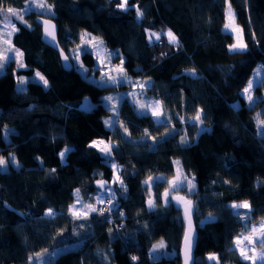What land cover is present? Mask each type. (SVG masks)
Returning <instances> with one entry per match:
<instances>
[{"label":"trees","instance_id":"16d2710c","mask_svg":"<svg viewBox=\"0 0 264 264\" xmlns=\"http://www.w3.org/2000/svg\"><path fill=\"white\" fill-rule=\"evenodd\" d=\"M0 2L5 8H22L27 0ZM45 2L54 15L35 8L24 23H16L19 30L12 42L22 51L26 67L12 62L0 75V156L9 161L0 166V264H27L30 256L45 251L58 252L49 264H181L182 205L166 204L162 198L177 168L196 186L192 193L169 196L192 201L194 264H214L207 259L210 254L220 264H250L233 241L242 232L248 234L237 211L241 216L250 212L255 224L264 219V129L257 121L258 114L264 120V87H255L252 107L241 94L254 67L264 68V0H230L244 30V52L229 51L235 39L224 31L225 0H128V11L118 7L120 0ZM132 5L139 6L143 18H137ZM46 17L58 27L70 71L41 41V19ZM169 29L179 46L168 43L164 32ZM148 30L159 32L160 41L150 44ZM83 32L98 35L119 51L132 81L149 82L143 94L160 101L164 116L172 118L169 127L158 125L150 113L139 115L128 95L137 88L125 85L117 116L128 132L119 125L107 128L109 111L102 100L115 87L89 82L73 63ZM81 54L91 71L94 55ZM38 70L47 78V88L30 81L26 90H16V75ZM192 70L195 76L189 74ZM83 97L94 103L91 110L80 108ZM201 109L204 122L193 126L192 117ZM8 126L13 130L6 140L3 130ZM201 128L207 131L201 133ZM98 139L113 146L117 170L98 148L90 147ZM65 147L69 151L62 161L59 153ZM116 175L124 187L114 182ZM150 176L153 185L148 189ZM99 181L115 192L111 205H118L123 215L89 212L87 220L75 219L70 207L76 190L81 200L94 202ZM150 198L154 208L148 206ZM244 201L250 209L231 207ZM49 208L54 217L45 216ZM109 216L110 223L105 219ZM161 241L164 246L157 248Z\"/></svg>","mask_w":264,"mask_h":264},{"label":"snow or ice","instance_id":"6c2138e0","mask_svg":"<svg viewBox=\"0 0 264 264\" xmlns=\"http://www.w3.org/2000/svg\"><path fill=\"white\" fill-rule=\"evenodd\" d=\"M227 4V9H226V15H225V23H224V30L228 32L229 34L234 35L235 42L229 46V51L231 52H244L247 50L248 45L244 42L243 39V32L244 30L236 24V19H235V13L232 10V5L230 0H225ZM37 7L43 8V4H38ZM118 7L123 9L124 11L129 10V5H128V0H120L118 3ZM132 7L136 8V13H137V18L141 19L144 16L143 11L140 10L138 5H132ZM31 11L30 8L25 7L23 9V13H27ZM0 13H6L10 14L11 17H15L18 21L24 23V15L21 14V12H18L17 9L13 7H7L5 8L0 2ZM4 20L6 21L5 27H10L11 32L8 33V36H11L12 33L18 31L19 29L16 27L14 23H12L11 19L9 18V15L4 16ZM45 24H48V21H44ZM45 32L48 36H51L52 40H55V35L52 32H48L47 29H45ZM164 35L168 39V43L174 46H179V40L176 37V35L169 29ZM148 41L150 44L153 43V38L155 39L156 42H159L161 39V34L160 33H155L151 32L148 33L147 35ZM253 38H255V33H253ZM82 44L78 47V50L73 53V57L75 60H79V55L81 53L91 55L93 52L95 53L96 59L100 62L101 65V71L103 74L99 77V85L101 87H108L109 85L112 86H120L124 83L129 84L133 88H139L141 89L142 93L146 94L147 88L151 87L149 82H140V81H131L128 79L126 75V71L124 69V60L119 51L115 53H109L107 49H103V55H102V50L101 46L103 45V41H97L96 37H91L90 34L88 33H83L81 34L80 37ZM3 42L5 44L9 45V48L6 49L4 52H0V69H3L5 66V63H12V62H18L20 68L26 67L24 63L21 61V57L23 56V53L20 52L18 49H14L11 46V41L9 39H4ZM91 49V51H89ZM11 51L14 53V55H7L5 52ZM113 57H116L119 59V64L116 66H111L110 61ZM107 59L109 61V67L107 71L103 70V65H104V60ZM64 60H68V56H64ZM68 67H71L72 65H67ZM79 67L84 71L87 72L88 69H86L81 62L79 64ZM264 71V68L258 69L257 72L254 74V79H249L247 82V86L243 88L242 95H245L248 102L249 106L252 107L254 106V101H253V96H252V89L254 87V82L259 84L261 87H264V80L260 79V72ZM115 72L116 75H112L110 73ZM93 74H95V69H93ZM190 75L195 76L194 70L190 71ZM35 76L39 78L40 81L43 82L44 86L48 85L47 79L40 73L36 72ZM20 83L24 84L27 83L26 80L23 78L20 79ZM23 91V89H21ZM132 97L131 103L133 106L139 104V109L140 112L138 113L141 116H146L151 114L152 117H155L156 120L155 122L163 127H169L170 122H171V117H165L163 111L161 110V103L159 101L155 102H145V103H139V100L137 97L140 95L139 93L132 92L129 93ZM106 102H112L116 100V98L113 97H105L104 98ZM117 103H119V100H116L115 103H108V111L112 113H118V108H117ZM203 109L199 110L194 117H192V120L195 123L198 122L199 124H203ZM163 117V118H161ZM180 121L183 122L184 118L180 117ZM257 121L258 125L264 129V120L259 119V114L257 116ZM105 125L109 130H115L117 126L123 128V132L127 133L128 129L123 126L122 122L119 120L118 116L115 119H109L104 121ZM173 131H175L173 129ZM201 133L207 131L205 128H201L199 130ZM146 136L149 134L147 133V130H145ZM126 139V137H125ZM154 139V138H151ZM181 143H186V140L183 138L181 139ZM100 145H103V147H100ZM90 147H95L98 148V150L102 153L103 157L105 158V162L108 163L111 168L115 171L118 168V165L115 163V160L113 158V146L110 143H105L104 140H99V141H93ZM158 147V146H157ZM69 149H65L64 151L59 153V156L61 160L63 161L65 158V153L68 152ZM12 162H15V157H12ZM9 161L5 160L2 156H0V166H4L8 164ZM177 164L179 163L178 161L176 162ZM19 167V165H16ZM2 170V169H0ZM52 171H55L53 169ZM156 179L160 180H166L165 177H158ZM194 179V178H193ZM114 182H119L122 187H124V182L123 180L120 179L119 175L115 176V181ZM169 184V188L166 189L163 194L162 198L166 204L171 205L173 202L177 206L183 205V216L187 220V231L185 232L184 235V264H193V257H192V246H193V229H192V201L191 200H186L185 197L179 196V195H172L171 199H169L170 193H179L182 190H186L189 193L194 192L195 190V184L192 182V180L188 179L187 176H183L181 171L177 169L176 175L173 177L171 181H166ZM107 182L101 181L99 182V188L104 189V191H101L100 194L96 197V202L98 204H104L105 203V192H108V201L110 203L111 200H114L115 197V192L111 191V189L106 188ZM145 184L148 186V189H150L153 185V178L150 176L148 180L145 181ZM126 190V188L124 189ZM147 190V189H146ZM76 196V203L71 205L70 207V212L72 216L75 219H83L87 220L89 216V212L83 211V208H87L90 210V212L98 213V215H103L105 211H108L109 213L115 211L117 215L122 216L123 213L119 212L118 208L119 206H110L107 209L101 208L97 209L96 206L93 204L89 203L86 205H82L80 210H77V204L80 203V195H79V189L76 190L75 192ZM149 207L154 208L156 206L155 202L153 200L148 201ZM233 209H240V208H245V209H250V205L247 201H244L243 203L237 204L233 203L231 205ZM55 213L54 211L49 208L48 211L45 213L46 217H54ZM237 218H242L245 221V228L247 230V235H245L243 232L237 235L233 241L237 251L239 252L240 257L244 261H249L250 264H257V260L261 262V264H264V220H261L259 224H255L251 220V213H245L243 216H241V213L239 211L236 212ZM107 222H111V217H106L105 218ZM209 219H215V217H212L211 215L209 216ZM83 226V225H81ZM256 245H259V253L257 254V248ZM163 242L161 241L160 244H158L156 247H163ZM58 251H63V249H60ZM155 251V248L153 249ZM251 253V255H250ZM45 255H49L50 258H54L57 253H51L47 254L45 252H40L35 254V257L30 256L29 261L31 262L33 259L38 261V264H46V261L44 259ZM133 260H136V257H132ZM208 261L214 262V264H220L219 257L215 254H210L207 257Z\"/></svg>","mask_w":264,"mask_h":264},{"label":"rangeland","instance_id":"374dc122","mask_svg":"<svg viewBox=\"0 0 264 264\" xmlns=\"http://www.w3.org/2000/svg\"><path fill=\"white\" fill-rule=\"evenodd\" d=\"M38 4H43L44 5V7L43 8H40V7H37V5ZM227 5V4H226ZM25 7H28V8H30L31 10H34L35 8L38 10V11H40V12H42V13H47L48 15H54L55 14V12H54V10H53V8H52V6L51 5H49L47 2H45V0H27V2H25V4H24V6L22 7V8H15V7H13V8H15V9H17V11L18 12H21V14H23L24 15V17H25V15L28 13H23V9L25 8ZM120 8V7H119ZM121 9V8H120ZM226 9H227V6H226ZM233 10V9H232ZM5 15H9V18L11 19V21H12V23H14L15 25H16V23L17 22H20V21H18L15 17H11L10 16V14H6V13H0V52H4L6 49H8L9 48V45L8 44H5L4 42H3V40L4 39H9L10 41H11V46L14 48V49H18L20 52H22L17 46H14L13 45V35H14V33H12L11 34V36H8V33L9 32H11V28L10 27H5V23H6V21L4 20V16ZM237 24V23H236ZM16 27H17V25H16ZM168 30H166L164 33H166ZM225 31V30H224ZM152 31H149L148 30V33H151ZM83 33H88V34H90V36L91 37H96L97 38V41H101L102 40V38L101 37H99L98 35H96V34H93V33H89V32H83ZM82 33V34H83ZM155 33H159V32H157V31H155ZM233 37H234V35H233ZM167 38V37H166ZM243 39H244V36H243ZM153 40H155L154 38H153ZM168 40V39H167ZM103 41V40H102ZM234 42H235V40H234ZM245 42V41H244ZM82 44V41H81V39H80V42H79V45H77L76 46V49H75V51L74 52H76L77 50H78V47L80 46ZM103 49H107V51L109 52V53H115L116 51L113 49H110L106 44H105V42H103V45L101 46V50H102V55L104 54L103 53ZM89 51H91V49H89ZM5 54H7V55H9V56H11V55H14V53L13 52H11V51H7V52H5ZM93 55H94V57H95V63H94V67H93V69H96L95 70V74H93V69L91 70V71H87V72H84L80 67H79V64L82 62L83 63V61H82V59H81V55L82 54H80L79 55V60L77 61V60H75L74 59V57H73V63L75 64V65H77V69L79 70V72L81 73V75L82 76H84V78L85 79H87L89 82H93V83H95V84H97L98 86H100L99 85V77L103 74V72L101 71V65H100V62L96 59V56H95V53L93 52L92 53ZM21 61L24 63V57L22 56L21 58ZM119 64V59H117L116 57H113L112 59H111V61H110V65L111 66H116V65H118ZM9 65V63H5V66H4V68L3 69H0V75L1 74H3L6 70H7V66ZM15 65H16V67L17 68H20L19 67V63L18 62H15ZM84 65V64H83ZM124 66V65H123ZM84 67L86 68V69H88V67L86 66V65H84ZM108 67H109V61L107 60V59H105L104 60V65H103V70L104 71H107L108 70ZM261 68H263V66L261 65V64H258V65H256L255 67H254V71H253V73L251 74V76H250V78L249 79H254V74L257 72V70L258 69H261ZM20 69H23V68H20ZM124 69H125V66H124ZM36 72H40L41 73V71H35V73ZM35 73L33 74V75H31V76H24V75H16V79H17V83H16V90H19V91H21V89H23V90H26V86H27V83L28 82H30V81H32V82H36V83H40L44 88H47L48 86H49V83H48V85L47 86H44L43 85V82L42 81H40L39 80V78L38 77H36L35 76ZM42 74V73H41ZM110 74H112V75H116V73L115 72H112V73H110ZM43 75V74H42ZM126 75H127V77H128V79L129 80H131L132 81V78L129 76V74H127L126 73ZM44 76V75H43ZM264 76V71H261L260 72V76H259V78L260 79H262V77ZM45 77V76H44ZM21 78H23L24 80H26L27 81V83H24V84H21L20 83V79ZM47 79V78H46ZM48 81V80H47ZM125 85H129V84H127V83H124V84H122V85H120V86H112V85H109L108 87H115L113 90H111L110 92H108V93H106V94H104V96H103V100H102V104L105 106V107H107V104L108 103H115L116 102V100H119V103H117V108L119 109V104L121 103V101L125 98V93H126V87L124 88V87H122V86H125ZM258 84L257 83H255L254 82V87H253V89H252V95H253V93H254V91H255V87L257 86ZM246 86H247V84H246ZM245 86V87H246ZM101 87V86H100ZM132 92H136V93H139L140 95L137 97V99L139 100V103H145L146 101L147 102H155V101H149L148 99H147V95H144L142 92H141V89H139V88H137L136 90H134V91H132ZM131 92V93H132ZM241 94H242V92H241ZM105 97H113V98H116V100H114V101H112V102H106L105 101ZM242 97L244 98V100L245 101H248L247 100V98H246V96L245 95H242ZM132 98V97H131ZM93 105H94V103H92V101H91V99L89 98V97H83V100H82V103H81V105H80V108L83 110V109H85V110H91L92 109V107H93ZM136 106H138V111L140 112V109H139V104H137ZM235 107H238V104H235ZM108 108V107H107ZM161 110H162V105H161ZM1 113V112H0ZM150 113V112H149ZM151 115V114H150ZM115 118H117V113H112V112H109V114H107L105 117H104V121H106V120H109V119H115ZM153 119L154 120H156V118L155 117H153ZM13 129L11 128V127H6V128H4V130H3V134L5 135V139L6 140H8L9 139V132L10 131H12ZM96 141H99V139L98 140H96ZM105 141V140H104ZM105 143L107 144L108 142L107 141H105ZM100 147H103V145H100ZM65 149H68V147H65L64 149H63V151L65 150ZM67 153V152H66ZM66 153H65V156H66ZM65 159V158H64ZM178 169V168H177ZM180 170V169H179ZM181 171V170H180ZM181 173L183 174V176H185V174L181 171ZM173 179V178H172ZM189 179V178H188ZM99 182H101V181H99ZM99 182H97V184H98V186H99ZM104 189H101L100 190V192L101 191H103ZM100 192L98 193V195L100 194ZM97 195V196H98ZM96 196V197H97ZM96 199V198H95ZM151 199V198H150ZM150 199H148V201L150 200ZM148 201H147V203H148ZM76 203V202H75ZM89 203H91V204H93L94 206H96L97 207V209L99 210V204L96 202V200L94 201V202H90L88 199L87 200H81V196H80V203L79 204H77V210H80L81 209V207H82V205H86V204H89ZM240 203H243V202H238L237 204H240ZM148 206H149V204H148ZM150 208V207H149ZM236 210V209H235ZM83 211H87V212H90V210L89 209H87V208H83ZM262 220H264V219H262ZM259 224V223H258ZM257 224V225H258ZM256 248H257V254L259 253V245H256ZM56 253H58L57 251H56ZM250 255H251V253H250ZM57 256V255H56ZM55 256V257H56ZM54 257V258H55ZM53 258V259H54ZM44 259H45V261H46V264H49L50 262H52V261H50L49 260V256H47V255H45V257H44ZM28 263L27 264H38V261H36L35 259H33L31 262L29 261V259H28V261H27ZM247 262H249V261H247ZM250 263V262H249ZM257 264H261V262L259 261V260H257Z\"/></svg>","mask_w":264,"mask_h":264},{"label":"water","instance_id":"95a60500","mask_svg":"<svg viewBox=\"0 0 264 264\" xmlns=\"http://www.w3.org/2000/svg\"><path fill=\"white\" fill-rule=\"evenodd\" d=\"M44 21H48V24H45ZM41 24H42V30H41V41L44 45H48L49 47H51L52 49H54L58 55H60V61H61V66H63V68L67 71H70V69L73 67H68L67 65H72L71 61L68 57V60L65 61L64 60V56L66 55L64 53V51L61 49L60 44L58 43V27L56 25V23H54V21L48 17L46 18H42L41 19ZM45 29L48 30V32H52L55 35V40L53 41L51 36H48L45 32ZM68 56V55H67ZM182 212H183V205H182ZM184 223H185V230H184V235L185 232L187 231V220L184 218ZM192 229H193V246H192V257H193V264H194V260H195V255H194V250L196 248V240H197V233H196V229H195V225L193 223L192 220ZM181 247H180V256H181V264H184V236L182 238V241L180 243Z\"/></svg>","mask_w":264,"mask_h":264},{"label":"built area","instance_id":"2783aa9c","mask_svg":"<svg viewBox=\"0 0 264 264\" xmlns=\"http://www.w3.org/2000/svg\"><path fill=\"white\" fill-rule=\"evenodd\" d=\"M110 204H111V201L109 203L108 198H107V200H105V203L104 204H99L100 205L99 206V209H101V208L107 209L110 206ZM106 212L107 211H105L104 213H106Z\"/></svg>","mask_w":264,"mask_h":264},{"label":"crops","instance_id":"0c3cea01","mask_svg":"<svg viewBox=\"0 0 264 264\" xmlns=\"http://www.w3.org/2000/svg\"><path fill=\"white\" fill-rule=\"evenodd\" d=\"M149 101H159L157 99H148ZM160 102V101H159ZM109 143V142H108Z\"/></svg>","mask_w":264,"mask_h":264}]
</instances>
